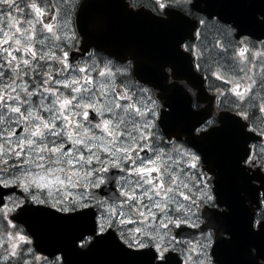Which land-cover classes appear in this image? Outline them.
Here are the masks:
<instances>
[{
  "label": "snow or ice",
  "instance_id": "1",
  "mask_svg": "<svg viewBox=\"0 0 264 264\" xmlns=\"http://www.w3.org/2000/svg\"><path fill=\"white\" fill-rule=\"evenodd\" d=\"M118 4L128 16L144 11ZM199 4L152 0V19H187ZM68 5L0 0V264H65L62 254L37 250L32 224L18 223L30 213L58 223L87 218L73 241L79 249L112 241L129 255H147L149 264H219L217 242L233 239L222 223L231 210L217 190V169L193 141L226 126L209 118L167 131L165 119L187 118L163 88L156 96L145 86L152 83L138 75L135 52L121 58L102 43L112 17L98 8L77 21ZM218 31L178 47L205 78L221 82L216 96L231 107L235 170L264 187V130L245 143L264 119V41L234 39L228 26ZM154 74L187 94L174 65L158 63ZM254 202L264 208V198ZM246 217L252 233L264 231V211Z\"/></svg>",
  "mask_w": 264,
  "mask_h": 264
},
{
  "label": "water",
  "instance_id": "2",
  "mask_svg": "<svg viewBox=\"0 0 264 264\" xmlns=\"http://www.w3.org/2000/svg\"><path fill=\"white\" fill-rule=\"evenodd\" d=\"M99 2L100 0H84L80 5L76 20L78 21L81 15L89 17L98 8H103L114 22L112 33L107 40L102 41L106 48L121 58L130 51L135 52L140 57L137 64L138 75L150 80L151 83H153L152 80L148 78L153 77L154 69L158 63L174 65L179 76L197 89L199 101H209V106L206 108L193 111L188 107L192 103L188 92L186 94L176 90L169 91L167 94L169 102L176 106L188 122L165 119V129L179 133L186 131L190 122L203 121L209 117L212 111V100L204 99L206 90L203 85V77L192 66L191 55L178 47V44L185 42L186 39L194 38L198 26L197 20L191 17L187 19L174 17L168 24H160L152 19L153 12L146 7H143L144 11L140 15L128 16L122 6L118 4L126 3L125 0H110L112 2L110 4L97 5ZM199 2L201 10L198 11L206 13L209 17L217 15L221 20L232 23L238 29V35L249 34L253 37L264 38V24L257 23V20L264 16V0H245L246 3H235L236 0H199ZM81 6H83L82 12ZM143 67H145V73H151L150 76L144 74L141 69ZM155 86L162 89L160 79L155 81ZM231 115L228 112L221 113L220 122L223 121L226 127L210 133L202 141L194 140L193 143L207 153L211 165L217 169L219 173L217 190L222 201L245 203L249 199H254L258 189L249 185L235 170L236 137L231 130L233 126ZM256 135L252 134L251 139L245 143L255 141ZM258 188L263 190L264 197V187L259 185ZM242 221V234L240 236L233 235L235 239H238L241 253H250L251 245H254L258 256L259 253L264 254V231L252 233L248 230L244 216ZM18 222L22 223L25 228L28 224H32L37 234V238L33 237L34 246L38 251L43 250L44 254H58L57 250H62L61 254L64 256L65 264H149L147 255H129L120 250L112 241L101 242L85 251L79 250L73 241L78 233L87 227L89 223L87 218H73L70 221L58 223L43 214L30 213L21 217ZM245 248L248 250L247 252L244 251ZM228 252L223 241H218L215 249V254L220 255L218 262L225 264L221 257L223 255L225 258ZM259 257L264 259V256Z\"/></svg>",
  "mask_w": 264,
  "mask_h": 264
},
{
  "label": "flooded vegetation",
  "instance_id": "3",
  "mask_svg": "<svg viewBox=\"0 0 264 264\" xmlns=\"http://www.w3.org/2000/svg\"><path fill=\"white\" fill-rule=\"evenodd\" d=\"M83 1L84 0H69V5L68 6L71 8L72 13H73V19H75V20L77 18V14H78V11L80 9V5L83 3ZM125 2L126 3H131L133 5L134 9H139L140 7H146L147 9H150L153 12L152 0H125ZM191 18H193V19H195L197 21L200 20V19H203V20H205V22H211V24L213 26H219V27H223V28L226 27V26L231 27L232 29H234V32H233L234 39H237V38H240V37H247L248 40L250 42H252V43H260V41H264V38L258 39V37H253V36H251L249 34L238 35V29L232 23H228V22H225V21L221 20L217 15H213L212 17H209L204 12H201V11H198V10H194V14L191 16ZM204 24L201 25V24L198 23V26H197V29H196V32L199 31L201 33V36H202V34L204 32L203 31ZM196 32H195V36H194L193 39H186L185 42L198 43L199 40L201 39V37L197 38L196 37ZM101 54L107 55L106 52L101 53ZM141 69H143V72H144L145 75H149V76L151 75V73H145V71H144L145 67H143ZM197 72H199V71H197ZM199 73L203 77V85H204V88L206 90V94L204 96V99L212 100V102H211L212 111H211L210 116L207 117L206 119L214 118L217 122H220L219 118H220L221 113L228 112V113L232 114L231 113V107H230L229 103L225 100V98L216 96L217 89L220 88L221 90H223V86L221 85L220 81L214 80L213 78H210V77L209 78H205V74L204 73H202V72H199ZM154 76H155V74H153L152 78H151V76H150V78H148V79H151L153 83L145 85V86L149 87V88H152V90L156 94V96H159L161 94V88L153 87V84L155 85V81H157V80L159 81V79H160V81L162 82V88L165 90L164 91L165 99L168 100L167 94H169V91H171L172 89H168L167 88V81L163 80V78H159V77L155 76L157 78L156 79ZM178 77H179V82L185 83L187 85L188 94L190 95L191 102L192 103L194 102V103H196L199 106L198 109H196L195 111H200V110L206 108L207 106H209V101H207V100L199 101L198 96H197V89L196 88L192 87L190 85V83L186 79L180 77L179 74H178ZM221 101H224V103H221ZM160 102L163 103L164 101L161 100ZM263 124L264 123H261L260 120H256L255 121L254 126L257 128V133L256 134H258L259 131L263 130V129L260 128V126L263 127ZM182 139H185V140L188 139V136H187L186 133L184 134ZM254 142L255 141H253L251 143H254ZM254 184H255L254 188L258 189V191H257L256 195H254V199L253 200L249 199L245 203H240V202L231 203V202H226L225 201V203L228 204V206H229L231 211H230V214H227V215H225L222 218V223L224 224V226L226 227V229L228 231L233 233V235L240 236L242 234L243 230H242V224L241 223L244 221V220L242 221L243 216H244V219H245V223L248 224L247 223V217L245 215L250 214L252 212H255L256 217L259 218L261 211H264V208L258 207L256 205V203L254 202L256 199L263 198V190L258 188V186L260 185V181L259 180L254 181ZM241 206L244 207V208L242 209ZM246 208H247V210H244ZM248 230L251 232L249 226H248ZM223 244H224V247L227 248V251H229L228 253H226L227 255L225 256V258H224L223 255L221 257V260L224 259L225 264H237L238 262H239L238 264H264V259H262L261 257L258 256L257 249H256V247L254 245H251V252L250 253L243 254V252L241 253V251H240L241 248L239 249L238 239L237 238L235 239L233 237L232 241H230V242L229 241H223ZM79 250L85 251L84 249H79ZM244 251L247 252L248 250L245 248ZM236 253H238V254H236ZM58 254H61V253H58ZM231 257H234V258H231ZM216 259H217V261L220 259V255L219 254L216 255ZM219 264H221V263L219 262Z\"/></svg>",
  "mask_w": 264,
  "mask_h": 264
},
{
  "label": "rangeland",
  "instance_id": "4",
  "mask_svg": "<svg viewBox=\"0 0 264 264\" xmlns=\"http://www.w3.org/2000/svg\"><path fill=\"white\" fill-rule=\"evenodd\" d=\"M223 27H219V26H213L211 24V22H205L204 24V28H203V34L201 36V39L204 37V36H207L209 39L213 38V37H219V29H221ZM234 38V37H233ZM250 42V41H249ZM252 42H250L251 44ZM197 45L200 44V40L198 43H196ZM255 44H259V43H255ZM260 122L261 123H264V119H260ZM261 129L264 130V124H263V127L260 126ZM262 148H264V145H261Z\"/></svg>",
  "mask_w": 264,
  "mask_h": 264
}]
</instances>
